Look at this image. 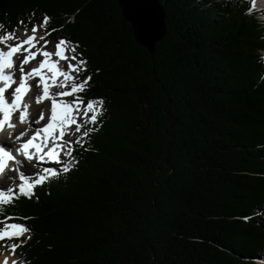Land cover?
I'll return each instance as SVG.
<instances>
[{
    "label": "trees",
    "instance_id": "trees-1",
    "mask_svg": "<svg viewBox=\"0 0 264 264\" xmlns=\"http://www.w3.org/2000/svg\"><path fill=\"white\" fill-rule=\"evenodd\" d=\"M159 2L149 54L117 0H0V31L59 32L87 61L76 96L103 101L72 169L0 204L29 229L4 239L18 264H259L264 26L251 0Z\"/></svg>",
    "mask_w": 264,
    "mask_h": 264
},
{
    "label": "snow or ice",
    "instance_id": "snow-or-ice-1",
    "mask_svg": "<svg viewBox=\"0 0 264 264\" xmlns=\"http://www.w3.org/2000/svg\"><path fill=\"white\" fill-rule=\"evenodd\" d=\"M47 21L48 17L45 16L44 22L47 23ZM4 28L5 26L3 24H0V30H3ZM32 32L33 34L36 32L35 27L32 28ZM16 38L17 37L14 33L0 31V44H4L5 47H7V51L0 50V114H2V118H0V130H2L5 125H7L9 129H13L15 127V125L10 123L9 121L11 115L18 110L20 111V123L25 122L27 109L30 107V105L28 103H22V101L31 87L27 83V81L29 79H32L33 77H39V84H43V93L42 95L35 97V103L37 105H40L44 100L51 99V117L46 127L42 129V143L44 146H47V144L51 142L53 147H51L47 152H45L44 147H42V143L35 142L40 136V132H37L26 142L20 143L19 147H15V145L11 144L10 140L0 139V173H3L5 166L9 161H14L18 165L21 163V161L16 160V156L13 155V149L17 154L21 155L26 161L29 162L35 159L37 163H40L47 159L49 161L60 163V156L62 153L68 159L66 162L61 164L59 172L52 168H45L43 169V175H37L31 178L27 177L25 173L21 172L19 176L21 183L19 184L18 189L15 192L13 188L8 189V194L0 190V204L11 203L12 200L18 198L19 195L28 196L36 185H41L49 181L50 179L57 177L60 172L67 173L73 167V161L71 159V143L67 145L68 150L65 151L63 145H56L55 140H52V136L58 127L61 129L60 137L63 138L65 135V126L68 124L75 123V121L71 119V114L73 110L68 104L51 98L49 93V84L47 82L49 78L43 74V70L46 69L49 73H51L50 79L53 82H56L58 77H63L65 81L73 80L74 77L70 76L67 72L61 70L58 67V61L51 62L48 59L42 60L39 63L38 67H33L29 71L25 72L24 66L28 65L31 59H35L37 55L36 52H30L29 55H24L23 59L19 60L17 66L20 75L18 77L12 71L6 73V70L14 69L13 56L20 52L21 49H24V45L27 44L31 45L32 47H35V44L33 43L35 39L34 35L28 36L27 39H23L19 44H7V41L14 40ZM41 39H43V37H41ZM66 43L68 42L63 39L60 40V42L56 45L57 51L55 52V55L59 57L60 60L66 61L69 69L76 71L77 69L75 65L71 62L76 59L75 55H73L69 59L68 56H66L63 52L60 51L61 46L65 45ZM78 46L79 45H77V47ZM24 51L28 52L29 49H24ZM72 51L75 52V48H73ZM40 54L46 58L52 55L47 51H43ZM79 64L81 67H85L87 61L84 59H80ZM90 79V76L86 77L83 83L79 85L76 83H72L71 91H60L56 95L60 97H66L71 96L72 94L77 93L78 91H84V85L87 84V81ZM39 84H37L36 87H39ZM13 85L16 86L14 90L10 93L12 99L11 102H9L6 99L5 94L6 92H8L9 89L13 87ZM63 87H67V85L65 84L63 85ZM75 103L77 105L81 104V98L77 97ZM102 104V99H97L96 101H93L91 99L88 100L85 111L92 113L90 118L91 123L95 124L97 122V115L102 110ZM77 111H79V109H77ZM41 119H44V115L42 111H39L38 118L35 120V123L38 124ZM77 131H79V128L77 129ZM23 135L24 132H21L19 135L11 137V133H9L10 138L15 140H20ZM84 135H87V133H84ZM30 150L35 151V156L30 152ZM75 163H78V161H75ZM24 167L26 169H32L36 167V164H25ZM15 170L19 171V169ZM0 211H2V209H0ZM11 219H13V217H6L5 220H0V225H2V227H0V240H11L14 237L19 238L25 232L29 231V229H27L24 225L6 222L7 220ZM17 247H19V245L17 244L11 245V252L13 255L15 254V249ZM3 264H8L7 259H5ZM12 264H17V262L13 261Z\"/></svg>",
    "mask_w": 264,
    "mask_h": 264
},
{
    "label": "rangeland",
    "instance_id": "rangeland-1",
    "mask_svg": "<svg viewBox=\"0 0 264 264\" xmlns=\"http://www.w3.org/2000/svg\"><path fill=\"white\" fill-rule=\"evenodd\" d=\"M201 1L206 2L207 0H201ZM213 1L216 2L218 0H213ZM34 27L36 28V32L34 34L32 32L33 27L32 28H24V29L18 30L17 32L14 33L15 36L17 37L16 39L7 41L8 45H15V44L21 43V41L23 39H27L28 36L34 35L35 39H34L33 43L35 44V47H32L31 45H27V44L24 45V49H29V51L26 52V51H24V49H22L23 52H22L21 58H19V60L22 59L23 55H29V53L32 51H38V59H40V56H41L40 53L43 52V47L47 46V48H50V50L53 51L56 49L55 46L59 43V42H57V39H60V37H61V34L59 32L53 31V29H47L43 23H40L38 25L36 24ZM41 37H43V39H41ZM66 44H65V46H67V48H68L67 55L71 58L73 56L72 48L68 45V43H66ZM62 46H64V45H62ZM1 47H2V49L7 50V47H5L4 44H0V49H1ZM262 51H263L262 54L264 55V49L261 50L260 53ZM73 62H75L78 65V68L75 71V73L73 74V77L78 78L79 74L81 72L79 62L77 59H75ZM17 69H18V67H17ZM70 88H71V86H70ZM37 93H38V87H35V96L37 95ZM56 94L57 93H54L55 96H57ZM57 97H58L59 101H65V99H63V97H60V96H57ZM75 97H76V95L72 94L71 96H66L64 98H67L68 100L73 101L75 99ZM31 102H32V100L30 98L28 104L30 105ZM86 106L87 105H84V104H82V106L80 104L75 106L76 115H77V119H76V123H75L76 125L70 131L67 129L65 130V137H64L65 144H60V145L64 146L65 151L68 150L67 145L69 143H71V142L74 143L80 137V135H81V129L80 128L85 127L86 125L91 123L90 118H91L92 113L89 112L87 117H85V114L87 113L85 111ZM77 109H79V111H77ZM46 110H49V107H48V103L45 102V105L40 107L36 112L42 111L43 113H45L44 111H46ZM36 117L37 116H34V118H36ZM78 128H79V131H77ZM31 129H32L31 127H28L26 129H24L23 132L27 133V132L31 131ZM66 158L67 157L65 156L64 159H66ZM19 168H20L19 170L23 171L25 173V175L29 178L40 175L39 173H34V171H36V168L26 169L22 164H20ZM5 181H6L5 185L3 184L2 188H4V186H5L6 194H8L9 188H12V186H14V185L19 186V184L21 183L18 174H16L15 172L13 174L12 171L7 173V176L5 177ZM7 181H10V182L7 183ZM25 234L26 233H24L20 237L25 238L27 236ZM3 254L13 255L11 252V248L6 247L4 240H0V256H2ZM14 255L16 256L15 261L18 264V257L16 255V253ZM259 258L260 259H258V263L264 264V253Z\"/></svg>",
    "mask_w": 264,
    "mask_h": 264
},
{
    "label": "water",
    "instance_id": "water-1",
    "mask_svg": "<svg viewBox=\"0 0 264 264\" xmlns=\"http://www.w3.org/2000/svg\"><path fill=\"white\" fill-rule=\"evenodd\" d=\"M122 17L131 25L133 38L152 54L167 34L165 8L159 0H117Z\"/></svg>",
    "mask_w": 264,
    "mask_h": 264
},
{
    "label": "bare ground",
    "instance_id": "bare-ground-1",
    "mask_svg": "<svg viewBox=\"0 0 264 264\" xmlns=\"http://www.w3.org/2000/svg\"><path fill=\"white\" fill-rule=\"evenodd\" d=\"M259 1H262V0H259ZM0 50H4V49H2V47H1V49ZM60 50H64L63 48H61ZM4 51H7L6 49L4 50ZM57 50H53V51H48L49 53H51L52 55L50 56V57H45L46 59H48V60H50L51 62H53L54 61V59L55 58H58L56 55H55V52H56ZM42 58V57H41ZM13 61H14V69L13 70H18L17 69V65H18V63H16V61H17V54H15L14 56H13ZM29 63H31V64H33V61L31 60ZM39 66V65H38ZM38 66H35V67H38ZM9 71H12V70H6V73L7 72H9ZM27 72V71H26ZM43 74L46 76V77H48L49 79L47 80V82L49 83V86H51V84H53L54 85V83H59L60 82V78L58 77L57 78V81L56 82H53L51 79H50V77H51V73H49L46 69L45 70H43ZM20 75V73L19 72H16V76L18 77ZM35 81H39V77H33L32 79H29L28 81H27V83L29 84V85H31V86H34V83H35ZM17 83H18V81H17ZM54 92H57V90H54L53 91V93ZM28 94V93H27ZM40 95V94H39ZM38 95V96H39ZM28 98H31V100H32V102L30 103V106L35 110V111H37L40 107H42V106H44L45 105V102H42L40 105H37L36 103H35V95H34V91H33V89L31 90V93L29 94V97ZM30 100V99H29ZM27 103V102H26ZM66 104H68L69 106H70V108L73 110V107L69 104V102H68V100H67V102H66ZM49 107H51V105L49 106ZM50 113V112H49ZM73 113H75V111H73L72 112V114H71V119H72V116H73ZM50 117H51V115H50ZM50 117H49V119L47 120V123L49 122V120H50ZM26 118H28L27 116H26ZM35 118L34 117H32V116H29V121L28 122H24V123H20V122H16V124L15 123H13V125H19L20 126V129L18 130V133H20V132H23V130L24 129H26V128H28V127H31V126H34V128L36 129L37 127H39V125H37V123H35ZM60 129L59 128H57V130L55 131V133L54 134H56V136H57V131H59ZM9 138H8V140L9 139H11L10 138V136H8ZM12 137V136H11ZM20 142V140H16L15 141V143H19ZM13 143V142H12ZM47 160V159H46ZM5 259H7V261H8V264H12V262L13 261H15V259H16V256L15 255H7V254H3L2 256H0V264H3V262L5 261Z\"/></svg>",
    "mask_w": 264,
    "mask_h": 264
}]
</instances>
